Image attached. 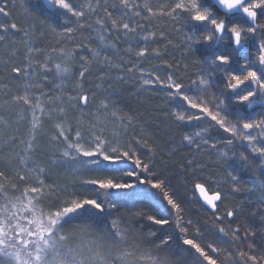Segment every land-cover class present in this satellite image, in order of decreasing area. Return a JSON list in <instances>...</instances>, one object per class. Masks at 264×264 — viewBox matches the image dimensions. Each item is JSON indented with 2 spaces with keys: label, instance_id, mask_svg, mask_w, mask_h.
<instances>
[{
  "label": "snow or ice",
  "instance_id": "6c2138e0",
  "mask_svg": "<svg viewBox=\"0 0 264 264\" xmlns=\"http://www.w3.org/2000/svg\"><path fill=\"white\" fill-rule=\"evenodd\" d=\"M30 11L41 17L40 35L50 29L58 46H35L34 26L0 23V77L24 82L17 94L0 79V110L15 117L0 115L9 129L0 132V264H130L133 252L141 253L140 264H264V228L258 237L250 226H233L244 209L224 203L225 184L232 193L259 189L251 215L259 212L264 224V0H40ZM0 14L12 15L9 0H0ZM165 20L171 31L161 26ZM173 32L179 43L169 38ZM176 48L195 57L191 65L165 59ZM94 72L99 83L90 79ZM116 83L155 91L165 119L184 129L180 145L195 154L180 171L190 170L185 179L211 211L210 223L184 219L181 198L157 171L161 146L137 138L135 118L112 98ZM205 151L215 154L220 171L213 175L222 181L198 176L205 166L197 156ZM45 152L57 164L74 165L87 177L81 183L99 192L47 184L38 162ZM114 197L157 200L159 216L140 208L131 214L156 231L141 238L129 215L110 219L118 210ZM208 229L222 234L227 246L208 242ZM82 236L92 238L87 252L72 246ZM125 245L131 247L122 252Z\"/></svg>",
  "mask_w": 264,
  "mask_h": 264
},
{
  "label": "trees",
  "instance_id": "16d2710c",
  "mask_svg": "<svg viewBox=\"0 0 264 264\" xmlns=\"http://www.w3.org/2000/svg\"><path fill=\"white\" fill-rule=\"evenodd\" d=\"M30 1V2H29ZM159 3H167L168 0H158ZM40 7V0H9V11L12 13L11 20L17 22L18 24H22L25 28H30L33 35V41L38 42L41 38L44 41L43 46L34 43L35 46L38 47H48L49 45L53 47H57V37L54 32L50 29L45 30V35H40V28H41V17L38 14H33L30 9L39 8ZM35 18L36 22L32 23L30 20ZM169 25L168 31H171L170 22L168 21H161V26ZM16 40L20 39L19 34H15ZM169 38L173 39L174 42L179 43V34L174 33ZM163 44V42H160ZM97 46V45H93ZM124 47L125 45H120ZM21 53L23 52L22 45L20 46ZM3 50L0 49V52ZM170 56L165 57V59L169 60V63H180V64H190L195 57H190L188 55H182L183 49L176 48V49H169ZM82 54H87V49H84ZM55 55V54H53ZM22 59V55L17 56V62H20ZM56 63H60L61 59L56 60ZM152 63H159V61H153ZM193 68H189V71H193ZM161 72H164L165 69L161 68ZM178 71L183 72V67H180ZM98 73L94 72L92 78L93 83H99L100 81L96 79ZM115 75V73H113ZM54 77V73L49 75V79L52 80ZM0 79L9 82L11 85L15 86L17 94L22 93L23 91V81H17L13 79L11 76L5 74ZM111 82V81H110ZM46 87H50V85H46ZM107 87V84L104 85ZM75 94V93H73ZM103 98V97H101ZM113 99L119 101V107H122L126 114L131 115L135 118L136 127L133 129L134 133L137 134V138L140 135H144L149 139V143H155L160 145V150L157 151L155 156V161L157 163V171L161 174L162 179H168L173 188L177 191L179 197L181 198L182 205L185 209L184 211V219L185 220H192L194 223L199 222L200 225H204L206 221L209 223L211 222L212 213L209 208L202 202V200L196 198L193 194V184L191 179H185L189 169H185V171H180V164L185 163V159H191L192 150L188 147H183L180 145L181 141V134L184 129L177 128L171 124L169 119H165V112H164V102L161 99L157 98L155 91L149 94L146 91L136 92L131 83L128 84H120L116 83L113 89ZM87 111V110H86ZM0 115H3L5 119L13 120L15 117H9V115L0 110ZM70 116L75 115L78 116V113H70ZM87 119V117L85 118ZM46 127L51 128V122H46ZM23 127H27V125H22ZM9 129L0 123V132H7ZM111 130V129H110ZM118 131V128L115 129ZM25 138H27V134L25 133ZM42 143H47V138L42 140ZM19 147H23L20 145ZM178 148L179 150L176 154L172 156L165 155L170 148ZM55 149H52L54 152ZM192 153V154H190ZM147 149H145L141 155L142 158L147 157ZM39 163L42 167L46 170L45 182L49 185L55 187H63L66 188L67 191L75 190L78 194L83 192L89 195H95L99 192L98 189L94 188L90 185H83L81 183L82 179L87 178L84 173L81 172H74L73 169L75 168L74 165L70 166L68 164H57L52 159V156L49 152L40 153L39 154ZM197 160L205 166V171L202 173H198V176L201 178H207L210 181H222L223 177L219 175H213V173H219V169L214 166V161L216 160V156L212 152L205 151L201 156H197ZM2 167V165H0ZM21 185L20 187H23ZM75 186V187H73ZM207 186V185H206ZM141 189H148L147 185H141ZM215 187V185H213ZM248 187H251L249 184ZM225 192L224 194L228 197L225 199L224 203L230 207L235 206H242L244 209V214L241 216L236 217L234 220L231 221L233 226L239 224L241 229L245 225L250 226L257 230L258 237H259V230L264 228V224L261 222V214L257 212L255 216H252L251 213L254 208L259 207L260 204V196L261 192L257 189L254 192L250 191H242L239 193H232L228 187V185H224ZM119 191V190H114ZM12 195H18L19 193H10ZM67 198V197H65ZM111 202H116L118 205V210L113 212L110 219H117L121 212L129 215L130 222L133 225L135 231L140 233L141 238L146 237L150 232L156 231V226L150 225L149 222L144 219L137 221L134 217H132V213H134L138 208L145 209L151 215L160 214V209L162 205L155 199L148 197V198H140L137 199L135 202H132L130 199L125 200V198L114 197ZM222 207V206H221ZM121 227H126V225H121ZM166 227V226H165ZM205 236L208 242L216 243L219 246H227L223 243V236L222 234H218L211 229H208L205 232ZM257 237V238H258ZM91 237L82 236L78 237L76 240L72 242V246L77 247V251L79 252L81 248L87 252V246L91 244ZM135 243H139L136 241ZM95 246L93 245V248ZM130 245H125L122 248V252L128 251L130 249ZM147 245H142L143 249H146ZM103 254L106 256L107 259L111 257L108 254V250H103ZM122 253L113 252L111 253L112 256L120 255ZM141 253L133 252V255L128 257L130 264H140V261L137 259ZM152 255H155L153 252ZM144 264H150L149 261H145Z\"/></svg>",
  "mask_w": 264,
  "mask_h": 264
},
{
  "label": "rangeland",
  "instance_id": "374dc122",
  "mask_svg": "<svg viewBox=\"0 0 264 264\" xmlns=\"http://www.w3.org/2000/svg\"><path fill=\"white\" fill-rule=\"evenodd\" d=\"M32 1V0H31ZM30 2V1H29ZM28 20H30L32 23H35L36 22V20H35V18H33V19H31V17L28 19ZM13 21L11 20V16L9 17V16H5L4 14H0V23H6V24H10V23H12ZM46 30V29H45ZM49 30V29H48ZM13 38H16V36H15V31L13 30ZM42 39V38H41ZM39 40L38 42H34V43H36V44H39V45H41V46H43V43H44V41H42V40ZM54 56H56L57 58H56V60H59V59H61V57H59L57 54H55ZM55 60V61H56ZM15 91H16V89H14ZM18 91H16V93H17Z\"/></svg>",
  "mask_w": 264,
  "mask_h": 264
},
{
  "label": "water",
  "instance_id": "95a60500",
  "mask_svg": "<svg viewBox=\"0 0 264 264\" xmlns=\"http://www.w3.org/2000/svg\"><path fill=\"white\" fill-rule=\"evenodd\" d=\"M207 206V205H206ZM208 207V206H207Z\"/></svg>",
  "mask_w": 264,
  "mask_h": 264
}]
</instances>
